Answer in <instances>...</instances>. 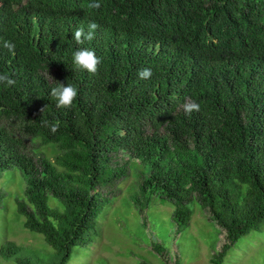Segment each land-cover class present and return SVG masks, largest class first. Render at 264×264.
I'll list each match as a JSON object with an SVG mask.
<instances>
[{"label":"trees","instance_id":"1","mask_svg":"<svg viewBox=\"0 0 264 264\" xmlns=\"http://www.w3.org/2000/svg\"><path fill=\"white\" fill-rule=\"evenodd\" d=\"M91 2L0 0V74L16 81L0 85V178L13 168L24 176V227L66 264L92 242L103 192L139 162L137 195L168 202L177 228L196 200L224 231L212 261L221 264L264 222V0ZM93 21L94 39L77 44L75 30ZM81 48L102 59L96 75L74 67ZM144 68L150 79L138 78ZM49 75L78 88L70 108L57 107ZM186 100L200 111L186 115ZM49 145L53 160L39 151ZM150 199L134 201L140 212ZM19 251L7 242L0 255L32 264Z\"/></svg>","mask_w":264,"mask_h":264},{"label":"rangeland","instance_id":"2","mask_svg":"<svg viewBox=\"0 0 264 264\" xmlns=\"http://www.w3.org/2000/svg\"><path fill=\"white\" fill-rule=\"evenodd\" d=\"M53 160L57 150L41 146ZM146 172L139 162L129 165L127 175L108 191L107 202L96 222L92 242L75 246L66 264H213L224 244L225 233L211 221L207 212L194 200L188 227L177 228L172 220L173 207L156 196L137 195L138 182ZM25 180L18 169L5 171L0 178V248L7 242L20 247L17 257L32 264H53L54 251L43 237L24 227V218L17 212V201L25 200ZM139 199H134L135 197ZM140 212L135 202H146ZM135 201V202H134ZM51 206H57L50 200ZM0 264H16L0 255ZM221 264H264V222L239 238L227 250Z\"/></svg>","mask_w":264,"mask_h":264},{"label":"clouds","instance_id":"3","mask_svg":"<svg viewBox=\"0 0 264 264\" xmlns=\"http://www.w3.org/2000/svg\"><path fill=\"white\" fill-rule=\"evenodd\" d=\"M100 4L97 0H92L88 4L90 9H98ZM98 29L97 23L90 22L88 25V30L81 26L78 27L73 35L74 40L77 44H83L84 41H91L95 37V32ZM3 48L7 49L10 53L14 54L15 44L11 41H3ZM102 63V59L98 57L93 50L87 48H81L76 50L73 53V65L76 69L84 70L91 75H96L98 72V66ZM138 78L141 80L150 79L153 75L151 69L144 68L141 69L138 73ZM49 78L55 82V87L51 88L50 95L56 99L58 108H70L73 102L78 96V88L73 84H65L63 82L55 81L53 77L49 75ZM16 81L12 79L8 74H0V85L5 87L14 86ZM186 115H191L193 112L200 111V105L191 100H186L185 103L181 106ZM43 111V110H42ZM42 126L48 127L52 133H55L59 130V121L49 122L47 120L41 121Z\"/></svg>","mask_w":264,"mask_h":264}]
</instances>
